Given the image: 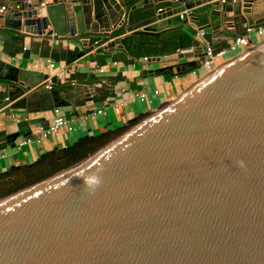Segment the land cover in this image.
I'll return each mask as SVG.
<instances>
[{"label": "water", "instance_id": "1", "mask_svg": "<svg viewBox=\"0 0 264 264\" xmlns=\"http://www.w3.org/2000/svg\"><path fill=\"white\" fill-rule=\"evenodd\" d=\"M214 1L14 0L0 12V110L38 112L32 105L49 98L40 84L49 72L19 65L34 56L134 65L139 48L153 44L145 35L185 30L188 50L163 53L177 62L142 70L180 74L196 68L214 38L237 36L226 26L264 22L252 16L256 0H238L222 4L215 31L196 38L211 24L194 28L186 11ZM79 77L92 81L89 99L115 96L96 85L104 76L69 79ZM15 123L0 131V150L31 125L49 127L43 117ZM0 264H264V41L87 158L0 198Z\"/></svg>", "mask_w": 264, "mask_h": 264}, {"label": "crops", "instance_id": "2", "mask_svg": "<svg viewBox=\"0 0 264 264\" xmlns=\"http://www.w3.org/2000/svg\"><path fill=\"white\" fill-rule=\"evenodd\" d=\"M214 2L217 6L215 3H207L187 11V17L194 28H198L199 30L200 27L211 24V27L206 28L204 32L215 31L214 27L218 25L215 21L219 19L215 13H220L222 11L221 6L223 3H221L220 0ZM231 3L232 2H227L226 6L232 5ZM255 3L252 16L256 18L263 16L264 0H256ZM14 4V0H0V12L7 10V7ZM160 5L165 6L164 4ZM192 14L198 16V19L191 18L193 16ZM43 15L44 17L46 16L45 10L43 11ZM231 16L232 12L226 13L227 19H230ZM234 24L233 26H226L225 29L227 31L237 32V35L244 33L247 25H249L246 22ZM182 31L189 37L191 36L187 31ZM123 32L124 34L126 33L125 31L120 33ZM172 32H165L163 35ZM196 38L202 39L200 34H198ZM231 39L232 38L224 39L219 43L218 40L214 38L212 46L215 48L225 47ZM153 46H155L154 41L152 45H142L138 52L140 57L135 61L134 65L127 66L123 62H111V59H106L107 64L104 67H99L97 63L103 62V59H99L97 62H89L88 58L85 57L74 62L72 64L74 71L68 74L59 71L60 63L64 62H57V64H59L58 68H48L44 64L40 65L39 61L41 58L37 56H34L32 63H27L26 61L20 62L19 65L22 67L27 66L37 71L49 72L50 79L43 80L40 83L41 92L46 93L49 98H47L46 101H44V99H39V102L32 105L35 109L41 108L38 112L27 113L26 110L20 109L14 110L12 115L7 116L5 109L0 110V131L7 130V132H12L17 129L15 122L25 119L43 117L49 120L50 124L55 116L54 108L56 107L61 108L64 114L66 111H70L75 129L69 131L66 127H61L56 132L42 137V131L44 129L41 124L37 123L31 125L32 133L30 135L20 137L15 147L8 145L3 150H0V173L12 166L31 164L40 158L43 153L54 148L70 146L80 137L96 135L106 130H115L131 121H135L136 118L140 116L146 117V114L149 115L175 100L186 89L209 73L199 64L198 61L200 58H195L197 60L196 67L199 66L202 69L200 72L197 71L195 67L186 66V72L180 74L175 71L172 73H158L153 76L144 75L142 74L143 69L159 68L177 62L175 59L176 55L165 57L163 54H161L162 57L160 62H149V60L154 59L155 61L157 58L154 53L155 47ZM176 50L188 49L187 46H185L178 47ZM145 56L148 57L147 63L143 61V57ZM1 57L6 58L4 55H1ZM18 58H20V56ZM230 59V57H225L220 61L219 66L225 64ZM47 62L48 59H45V63ZM36 63H38V66L35 65ZM181 69L184 70V67ZM58 71L59 76H56ZM76 72H92L97 76H104L106 79L103 81L106 85L113 87L115 96L104 98L103 94H97L94 95L92 99H89L86 95L85 86L92 81H83L80 77L70 80L71 74ZM47 84H51L52 88L49 89L46 86ZM156 89L159 90L158 94L154 92ZM142 92L147 93L148 100H140L134 95ZM17 100L12 101L10 104H13ZM49 104H54L55 106L51 110H46L45 107ZM92 107L101 108L103 112L91 114ZM86 115L89 116L85 118ZM27 137L32 138L31 142L20 144ZM39 137L41 138L40 141H38Z\"/></svg>", "mask_w": 264, "mask_h": 264}, {"label": "trees", "instance_id": "3", "mask_svg": "<svg viewBox=\"0 0 264 264\" xmlns=\"http://www.w3.org/2000/svg\"><path fill=\"white\" fill-rule=\"evenodd\" d=\"M144 38L154 41L155 46L153 47H155V54L173 52L176 51L178 47H185L190 43V37L182 30L168 33L161 37L149 34L145 35ZM146 116H148V114H146ZM143 117L144 116H140L139 118H136L135 121H131L115 130H106L99 132L96 135L80 137L70 146L54 148L43 153L40 158L31 164L12 166L6 171L1 172L0 198L46 179L55 173L80 162L117 138Z\"/></svg>", "mask_w": 264, "mask_h": 264}, {"label": "built area", "instance_id": "4", "mask_svg": "<svg viewBox=\"0 0 264 264\" xmlns=\"http://www.w3.org/2000/svg\"><path fill=\"white\" fill-rule=\"evenodd\" d=\"M234 1H238V0H220V2L223 4H226L227 2H234ZM186 14H188L187 11H186ZM181 17L182 18L185 17L184 12L181 13ZM203 33H204V30L198 31V34H200V35H203ZM262 41H264V22L259 23V24H255V25H247L245 32L237 35L234 38H232L225 47L215 48L211 45H208V48L205 52V55L202 58H200L198 62L202 68H204L208 72H212L216 68H218L220 61L222 59H224L225 57L233 58L234 56L239 55V54L251 49L256 44H258ZM143 61L145 63H147L148 57L147 56L143 57ZM39 62H40V65L44 64L48 68H58L59 67L58 66L59 64H57L56 61H53L50 59H48V62L45 63V59L41 58ZM35 65L38 66V63H36ZM59 71H63L67 74L71 73L74 71L73 65L60 63V70ZM59 71L56 73V76H59ZM102 84L104 85L105 82L103 81L99 84L97 83L96 85L100 86ZM46 86L49 89L52 88L51 84H47ZM154 92L156 94H158L159 90L156 89ZM134 95L137 98H139L140 100H145V101L148 100L147 93L142 92V93H136ZM91 110H92L91 114L103 112V109L96 108V107H92ZM54 114H55V116L52 119V121L50 122L48 129H44L42 131V137H46V136H48V134H50L52 132H56L61 127H66L69 131H72L75 129L74 128V121L71 119L72 116L70 117V119H68L65 116L64 112L61 110V108H59V107L54 108ZM88 116L89 115H86L85 118H87ZM31 140H32V138L27 137L20 144L29 143V142H31ZM40 140H41V138L39 137L38 141H40Z\"/></svg>", "mask_w": 264, "mask_h": 264}, {"label": "rangeland", "instance_id": "5", "mask_svg": "<svg viewBox=\"0 0 264 264\" xmlns=\"http://www.w3.org/2000/svg\"><path fill=\"white\" fill-rule=\"evenodd\" d=\"M196 70L200 72L202 69H201V67L198 66V67H196ZM142 119H143V118H142ZM142 119H140V120H142ZM140 120H139V121H140Z\"/></svg>", "mask_w": 264, "mask_h": 264}]
</instances>
